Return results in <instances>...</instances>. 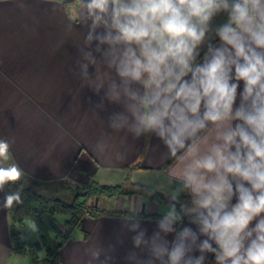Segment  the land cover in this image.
Wrapping results in <instances>:
<instances>
[{
    "label": "clouds",
    "instance_id": "9594fccd",
    "mask_svg": "<svg viewBox=\"0 0 264 264\" xmlns=\"http://www.w3.org/2000/svg\"><path fill=\"white\" fill-rule=\"evenodd\" d=\"M76 11L86 33L74 74L98 98L90 111L164 149L163 177L136 189L167 204L149 235L145 195L130 202L126 264H264V0H76ZM14 142L0 138V161ZM23 176L0 166L4 209L23 203L12 190ZM114 251L89 246L85 264H114Z\"/></svg>",
    "mask_w": 264,
    "mask_h": 264
},
{
    "label": "crops",
    "instance_id": "0c3cea01",
    "mask_svg": "<svg viewBox=\"0 0 264 264\" xmlns=\"http://www.w3.org/2000/svg\"><path fill=\"white\" fill-rule=\"evenodd\" d=\"M55 3L0 0V138L15 141L12 159L0 163H18L40 191L67 201L90 181L128 188L140 182L149 187L158 183L165 169L160 142L115 132L107 126L108 113L94 116L90 111L89 97L93 102L98 98L74 74L77 61L82 60L86 28L78 20L76 0ZM113 110L118 109L110 105L109 112ZM101 139L109 144L103 154L96 150ZM117 151H126L127 161H116ZM140 194L145 195L142 226L150 235L166 204L144 193L93 197L90 204L111 213L81 219L80 227L59 249L62 264H85V248L109 245L115 248L114 264H126L123 257L132 247L133 234L121 227L125 215L112 212L128 213L130 202ZM4 195L0 192V264H48L11 251ZM27 226L25 221L22 230L41 254L36 230L26 231Z\"/></svg>",
    "mask_w": 264,
    "mask_h": 264
},
{
    "label": "trees",
    "instance_id": "16d2710c",
    "mask_svg": "<svg viewBox=\"0 0 264 264\" xmlns=\"http://www.w3.org/2000/svg\"><path fill=\"white\" fill-rule=\"evenodd\" d=\"M0 166H7L0 163ZM20 190L23 203L7 209L9 216V234L11 251L15 254H28L33 262L46 261L48 264H62L59 249L71 237L74 229L80 227V221L85 216H98L111 213L89 203L93 197L112 198L118 195L135 193L127 190L122 184H102L96 181L85 183L72 200L67 201L60 196L39 190L32 177L24 172V176L12 190ZM5 193L9 191L6 185ZM156 202L167 204L166 197L156 192L151 196ZM112 214L126 215L124 211ZM66 218L60 226L57 217ZM31 221L36 226L37 240L41 254L35 249L22 230L25 221Z\"/></svg>",
    "mask_w": 264,
    "mask_h": 264
},
{
    "label": "rangeland",
    "instance_id": "374dc122",
    "mask_svg": "<svg viewBox=\"0 0 264 264\" xmlns=\"http://www.w3.org/2000/svg\"><path fill=\"white\" fill-rule=\"evenodd\" d=\"M82 187H83V185H82V186H79V187H78V191H80ZM126 189H127V190H131V191H135V193H138V192H137V189H136V185H134L132 188H128V187H126ZM65 218H66L65 215H59V216L57 217L59 224H62V223H63V220H64ZM27 223H28V226L25 228V230H26V231H30L31 225H32L33 223H32L31 221H29V220L27 221Z\"/></svg>",
    "mask_w": 264,
    "mask_h": 264
},
{
    "label": "water",
    "instance_id": "95a60500",
    "mask_svg": "<svg viewBox=\"0 0 264 264\" xmlns=\"http://www.w3.org/2000/svg\"><path fill=\"white\" fill-rule=\"evenodd\" d=\"M64 3L74 2L75 0H62Z\"/></svg>",
    "mask_w": 264,
    "mask_h": 264
}]
</instances>
